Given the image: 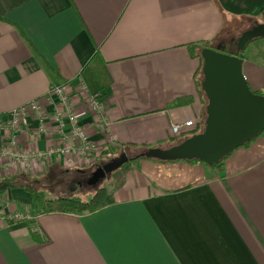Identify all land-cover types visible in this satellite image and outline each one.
Wrapping results in <instances>:
<instances>
[{"label":"crops","instance_id":"0c3cea01","mask_svg":"<svg viewBox=\"0 0 264 264\" xmlns=\"http://www.w3.org/2000/svg\"><path fill=\"white\" fill-rule=\"evenodd\" d=\"M240 23L244 29L264 23V0H0L1 115L51 86H75L96 49L111 77L102 97L104 123L79 97L70 100L97 154L74 163L55 157L28 170L0 165V177L22 175L29 186L27 177L51 171H73L77 178L103 160L107 146L191 135L202 110L193 49L205 42L221 46L225 35L231 43ZM241 60L249 90L261 93L264 38L246 44ZM44 108L50 133L38 136L37 120L27 115L17 133L21 149L59 143L54 107ZM187 120L189 132L173 136L170 126ZM5 195L18 208L28 206L22 187ZM32 225L40 234H32ZM0 264H264V135L234 149L220 169L139 158L91 213L0 221Z\"/></svg>","mask_w":264,"mask_h":264},{"label":"water","instance_id":"95a60500","mask_svg":"<svg viewBox=\"0 0 264 264\" xmlns=\"http://www.w3.org/2000/svg\"><path fill=\"white\" fill-rule=\"evenodd\" d=\"M258 38H264V23L241 33L227 53L219 44L200 50V87L205 97L200 131L168 146L141 149L130 157L121 152L91 171L84 185L95 186L131 158L216 164L257 137L264 128V95L249 90L241 72V57L246 44Z\"/></svg>","mask_w":264,"mask_h":264},{"label":"built area","instance_id":"2783aa9c","mask_svg":"<svg viewBox=\"0 0 264 264\" xmlns=\"http://www.w3.org/2000/svg\"><path fill=\"white\" fill-rule=\"evenodd\" d=\"M77 84L62 83L51 86L47 92L24 104L10 110L7 114H0V165L6 168L22 166L29 169L33 163L40 167H47L55 157L64 158L68 163L84 162L98 153L99 148L91 139L88 131L77 119L78 111L70 104L73 95L80 98L85 111L94 115L98 123H104V104L102 98L97 95H89L85 85L77 76ZM45 104L54 107L52 120L55 123V133L58 136V144L51 145L42 151H27L19 147L18 130L27 115H33L38 122L37 135L48 134L44 127L47 119ZM193 125L192 120L180 124H172L170 131L174 135L186 132ZM35 214L27 208L16 207L9 197L3 193L0 195V221L9 223H25L32 221ZM31 232L39 233L36 227L31 226Z\"/></svg>","mask_w":264,"mask_h":264},{"label":"trees","instance_id":"16d2710c","mask_svg":"<svg viewBox=\"0 0 264 264\" xmlns=\"http://www.w3.org/2000/svg\"><path fill=\"white\" fill-rule=\"evenodd\" d=\"M200 46L194 48V45L189 46V50L193 49L196 52V57L198 58V67L195 71V84H196V93L199 97V100L202 104V110L200 115V120L197 124V127L194 128L190 133H196L202 128V119L204 116V105H205V97L201 91L200 83H201V58L199 56V52L202 48L212 47V42H205L199 44ZM222 52L227 53L226 51ZM77 76L81 79L83 84L86 87V90L89 95H97L98 97H103L105 89L111 84V77L109 76L105 61L102 59L99 51L96 49L91 57L87 60V62L81 67ZM256 94L264 95V89L261 93L254 92ZM178 103V102H177ZM187 132H183L180 134H187ZM179 134V135H180ZM177 135V136H179ZM259 135H264V128ZM258 135V136H259ZM189 136V135H188ZM253 140V139H252ZM251 141V140H250ZM249 141V142H250ZM245 143L244 145L248 144ZM175 143V142H174ZM161 146V145H156ZM243 146V145H242ZM149 147L146 144H125L120 146H107L103 150H101V156H103V161H108L109 159L117 156L121 152H125L127 156H132L130 153L134 150L144 149ZM139 158H131L127 160L123 165H121L118 169L114 170L110 173L109 178L112 179L113 183L111 184V188L105 187H96L92 193V195L86 199L82 200L77 195H67L64 197H44L43 193L29 186L27 183L23 182L24 176L16 175V176H8V177H0V195L5 193L7 190L12 189L14 187H22L29 193V203L28 209L31 210L35 215L42 213H51V212H59V213H69V214H84L91 213L95 211L99 205L103 202L106 195L113 189L120 186L122 183L123 175L130 168L131 164L134 163ZM221 159L216 164L208 165L201 161H186L190 163H199L209 169H220L222 166ZM27 184V185H26ZM31 223V221H29ZM28 222V223H29ZM32 234L37 235L36 232H32Z\"/></svg>","mask_w":264,"mask_h":264},{"label":"rangeland","instance_id":"374dc122","mask_svg":"<svg viewBox=\"0 0 264 264\" xmlns=\"http://www.w3.org/2000/svg\"><path fill=\"white\" fill-rule=\"evenodd\" d=\"M233 28H236V31H238V33H240V34L246 30V29H244V26L241 23L237 24L236 26H233ZM228 30H231V29L228 28ZM238 33H234L233 35H231L230 33H228V34L231 35L232 37H234V40H236V38L240 35ZM229 38H230V36L225 35L224 39L226 41L223 43V45H221L226 52H228L229 49L230 50L234 49V43L231 46L228 44ZM250 44H252V43H250ZM251 49H252V47H247V52H248V50L250 51ZM173 136L176 137V135H173ZM178 140L179 139H174L172 141L169 140L170 142L159 141L157 143H154V144L148 145V146L165 145V144L170 145V144H172ZM132 154L133 153H130V155H132ZM103 160H100V162L96 166H93L90 169L85 168L83 171V174L77 178L73 174V171H70L67 173L63 170H58V171H51L50 173L43 175L40 178L27 177L26 181L29 182L31 187L42 192L44 197H46V198H48V197H64L67 195H77L82 200H86L92 195V193L96 187H105L107 189L111 188V184L113 183V181L109 177L99 180L95 186L84 185V181H85L86 177L88 176V174L91 171H93L100 163H105V161H103ZM22 207L27 208V206H22Z\"/></svg>","mask_w":264,"mask_h":264},{"label":"flooded vegetation","instance_id":"af4514ba","mask_svg":"<svg viewBox=\"0 0 264 264\" xmlns=\"http://www.w3.org/2000/svg\"><path fill=\"white\" fill-rule=\"evenodd\" d=\"M234 41H235V40H232L231 43H228V44L231 46V45L234 43ZM221 49H223L222 46H221ZM223 51H225V50L223 49Z\"/></svg>","mask_w":264,"mask_h":264}]
</instances>
